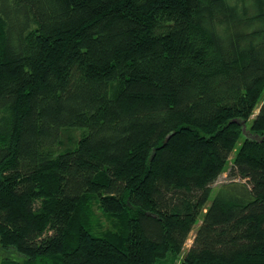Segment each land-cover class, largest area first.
<instances>
[{"label":"trees","instance_id":"16d2710c","mask_svg":"<svg viewBox=\"0 0 264 264\" xmlns=\"http://www.w3.org/2000/svg\"><path fill=\"white\" fill-rule=\"evenodd\" d=\"M202 215L181 264H264V0H0L2 264H162Z\"/></svg>","mask_w":264,"mask_h":264},{"label":"rangeland","instance_id":"374dc122","mask_svg":"<svg viewBox=\"0 0 264 264\" xmlns=\"http://www.w3.org/2000/svg\"><path fill=\"white\" fill-rule=\"evenodd\" d=\"M257 112V110H256ZM256 115V114H255ZM248 128L245 127V131H247ZM244 131V133H245ZM247 134V133H245ZM238 149L240 148L239 145L237 146ZM235 155V153H234ZM230 158L231 161L227 166V169H230V166L232 165V161H233V156ZM228 181V172H225V174L223 176H221L216 183L213 186V190H214V194L213 197L215 196V191L223 184H225ZM211 197V199L213 198ZM210 199V201H211ZM89 209L91 210V219L94 220V223H96V226H99L100 230L103 231H109L111 230V228L113 227L112 225V221L110 219H108L104 213L99 209L97 203L92 202L90 203V207ZM204 214V213H203ZM204 219V216L202 215V217L198 220V222L196 223V225L194 226V230L191 233V235L189 236V240L186 243L185 247H184V253L181 254L180 256H176V255H170L168 256L166 259L162 260V264H181V260L184 257V254L188 251L187 249L190 248V246L193 243V237L194 234L196 233L197 229L199 228V225L201 224L202 220ZM113 230V229H112ZM8 256V254L6 252H4V250L0 247V264H2L3 260L5 259V257Z\"/></svg>","mask_w":264,"mask_h":264},{"label":"water","instance_id":"95a60500","mask_svg":"<svg viewBox=\"0 0 264 264\" xmlns=\"http://www.w3.org/2000/svg\"><path fill=\"white\" fill-rule=\"evenodd\" d=\"M257 138H259V137L257 136Z\"/></svg>","mask_w":264,"mask_h":264}]
</instances>
